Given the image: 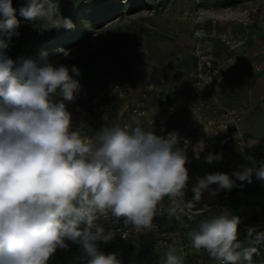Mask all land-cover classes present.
I'll list each match as a JSON object with an SVG mask.
<instances>
[{
	"label": "clouds",
	"instance_id": "clouds-1",
	"mask_svg": "<svg viewBox=\"0 0 264 264\" xmlns=\"http://www.w3.org/2000/svg\"><path fill=\"white\" fill-rule=\"evenodd\" d=\"M17 11L47 27H74L58 15L52 0H25L19 9L13 0H0V33L7 37L0 39V264H49L68 241L82 247L81 264H123L119 253L105 254L97 244L115 238V229L105 226L109 214L113 225L122 220L125 227L151 231L158 211L172 216L191 209L205 193L214 199L252 183L253 175L264 181V162L241 165L231 176L208 173L196 178L186 200L190 141L180 147L178 133L102 124L94 138L82 136L65 103L81 93L70 75L79 76V69L50 61L46 54L40 62L19 63L7 54L12 37L20 34ZM204 148L203 141L192 146L195 159ZM219 159L209 153L204 162ZM165 197L171 202L166 209ZM239 224L238 216L220 207L199 220L188 234L190 243L221 264H259L253 256L260 254L264 230L247 227L240 241ZM155 264L184 261L169 246Z\"/></svg>",
	"mask_w": 264,
	"mask_h": 264
},
{
	"label": "rangeland",
	"instance_id": "rangeland-1",
	"mask_svg": "<svg viewBox=\"0 0 264 264\" xmlns=\"http://www.w3.org/2000/svg\"><path fill=\"white\" fill-rule=\"evenodd\" d=\"M24 3L25 0H13V7L19 9ZM52 3L56 4L58 15L71 20L74 27L71 29L47 27L42 21L26 20L17 11L16 18L20 21L17 31L20 34L12 37L7 54L18 63L24 59L40 62L42 56L46 54L50 61L63 63L69 68L75 65L79 69V76L72 73L70 75L83 85L81 93L74 102L65 103L67 110L72 114L74 127L78 126L81 135L86 138L101 127V122L95 124L94 120L90 119V112L108 77L124 82L128 89L127 101L135 99L141 92H147L149 95L146 99L145 114L147 113L150 103L152 104L151 93L154 91L151 90H154L156 85L160 88L161 82L156 77L147 78V84L143 88L138 87V75L134 66L136 48L140 43L144 42L149 46L160 39L179 46V42L193 37L192 40H187L188 43L195 44L190 49L191 53L200 54L201 71H205L208 67L206 61L210 60L204 58L206 54L211 52L213 55H221L228 45L231 47V40L234 37L244 33L264 35V0H52ZM0 39H7L6 34L0 33ZM199 44H205L208 49L202 52ZM60 50H64L63 53ZM209 62L211 71L214 70L211 86L206 87V84H203L202 92L206 99L215 101L217 89L214 81L215 66ZM256 68L259 69L260 66ZM220 70L225 73L223 68ZM195 80L196 74L192 78L194 100L197 97ZM138 90L141 91L136 93ZM160 94L157 92L152 98L153 109L161 103ZM121 104L119 103V106ZM214 104L209 110L193 113L205 118V115L212 111ZM111 115L108 116L107 126H113L110 123H113L114 114ZM114 116L116 120V114ZM230 116L233 117V113ZM180 126L158 123L155 128L147 131L158 130V135L176 132L180 137V147H183L185 139L190 141L187 152L190 163L186 164L189 171L188 186L185 190L186 200H190L193 195L191 187L196 183L197 177L203 178L205 174L223 170V168L220 170L219 163L218 166L214 162L205 163V156L212 153L225 160L231 156L241 155L238 150L232 151L231 146L227 144L229 142L239 146L243 144L241 148L245 156L242 158L248 160V164L244 165L251 166L255 163L259 166L260 162H264V149H250V145L239 134L234 138L229 134V139L209 140L204 151L200 153L201 158L197 160L194 158L192 146L200 140L198 134L200 129L185 124ZM259 157L261 160H258ZM232 161H228L227 168L240 169L241 165ZM200 163L204 166L200 167ZM225 192L222 191L214 199H210L205 193L201 202L194 203L191 209L185 208L183 212L178 209L172 216L158 211V215L153 219L151 231H136L131 228L125 237L119 236V231H115V238L111 242L107 244L97 242L98 247L105 254L119 253L123 264H155L169 246L177 249L178 254L183 257L184 264H220L217 260L209 258L204 250L197 251L192 247L189 232L196 228L199 220L216 213L220 207H227L236 216H243V225H261L260 216L264 215V181L257 180L253 175L252 183H245L243 187L227 191L231 193V199L224 197ZM236 195L241 198H236ZM162 203L165 209L171 206L167 197ZM205 203L212 208H205ZM248 204L257 207L254 216L249 213ZM243 225H238L240 241L245 240L243 236L246 230ZM67 243L69 247L64 250L58 249L49 264H81V257L84 256L82 247L71 241Z\"/></svg>",
	"mask_w": 264,
	"mask_h": 264
},
{
	"label": "crops",
	"instance_id": "crops-1",
	"mask_svg": "<svg viewBox=\"0 0 264 264\" xmlns=\"http://www.w3.org/2000/svg\"><path fill=\"white\" fill-rule=\"evenodd\" d=\"M192 39L179 42V46L160 39L149 46L144 42L137 46L134 69L138 75V87L142 86L143 88L148 82L147 78L152 77L160 79L161 87L159 88V85L157 87L155 84V89L151 90L154 91L151 93L153 95L150 100L152 104L150 103L147 113L138 117L130 116L131 125L133 127L142 126L149 130L155 128L158 123H171L177 127L185 124L200 129L199 142L203 141L205 146L208 145L209 140L229 139L239 134L250 145V149H264V35L256 36V34L247 35L244 33L234 37L231 40V47L228 45L221 55H213L211 52L206 54L207 56L204 58L210 59L215 66L214 81L217 89L214 107L205 115V118L194 114L191 107V102L194 100L192 78L197 73V63L202 60L200 54L191 53L190 49L195 44L188 43L187 40ZM198 47L202 49V52L208 49L205 44H199ZM256 66H260V68L257 69ZM222 68L225 73L220 70ZM110 78H105V83ZM139 78L146 80L140 81ZM139 91L141 90L136 93ZM157 92L162 95L161 103L153 109L152 98ZM230 111L233 113V119L230 122L228 120L226 133H222V130L220 131L215 124L209 125L215 121L214 119H217L218 122L228 119L231 116L224 118L223 115ZM112 113L108 111V116ZM113 114L115 115V113ZM108 118L105 120L102 118L100 125H107ZM227 144L231 146L232 151L238 150L241 155L239 157L231 156V158L225 159L226 161L224 159L214 161L216 166L219 163L220 170L223 168L222 171H219L221 173L226 171L228 161L233 160L232 162L237 165L248 164V160L242 158L245 155L241 146L231 142ZM202 166L204 164L200 163V167ZM247 207L251 216H254L257 207L252 204H248Z\"/></svg>",
	"mask_w": 264,
	"mask_h": 264
},
{
	"label": "built area",
	"instance_id": "built-area-1",
	"mask_svg": "<svg viewBox=\"0 0 264 264\" xmlns=\"http://www.w3.org/2000/svg\"><path fill=\"white\" fill-rule=\"evenodd\" d=\"M210 60H207V69L205 71H201L202 70V66L201 64L197 63V73H196V80H195V92L197 93V97L196 100H193L191 102V107H192V111L194 113H196L199 110H209L212 108L213 103H215L214 100H210V99H206L205 96L203 95L202 89H203V84H206V87H210L211 86V79H212V74L214 72V70L211 71V67H210ZM209 62V63H208ZM205 63V64H206ZM259 67V66H258ZM81 88L83 87L82 84ZM128 89L125 87L124 82L120 81V80H113L112 78H110L107 83H105V85L103 86V88L101 89V91H99V94L97 96V99L95 100V106L94 108L91 110V116L90 119L94 120L95 124H98L101 119L106 115V118L108 117V111H111V113H115L116 114V120L113 123V126H128L129 128H134L131 125V122L129 120L130 116H143L145 115V104L147 103V97H148V93L147 92H141L138 96L135 97V99L127 101L126 99V94H127ZM119 103H122L119 106ZM114 111V109H116ZM232 113L231 112H226L223 117L226 118L228 116H230ZM215 121L211 122V124L209 125H217V128L221 131L222 133H226L225 130L228 128V120L229 122L232 120V117H229L228 119L224 120V121H220L218 122L217 119H214ZM137 127H141L142 129H144L142 126H137ZM99 129H97L96 131H98ZM145 131H147L146 129H144ZM95 131V133H96ZM157 135L159 133L158 130H153ZM95 133L92 134L91 136L87 137V138H94L95 137ZM241 144L243 142H240ZM243 147V144L241 145ZM258 160H261V158L259 157ZM240 169L238 168H234V167H229L227 168V170L225 171V173L229 174L231 176V174L235 171H239ZM231 193L229 192H225L224 193V197H228V198H232L230 197ZM236 198H241V196L236 195ZM227 208V207H225ZM229 210V208H227ZM230 211V210H229ZM232 213V211H230ZM233 215L236 216V214L232 213ZM239 217V216H238ZM261 228L264 227V215L261 214ZM240 218V224L243 225L242 221H243V216L239 217ZM112 217L109 216L107 217L105 226L106 227H112L115 229V231H119V236L121 235L122 237H125L126 235L129 234V232L131 231V227H125L123 225V222L120 221V223L113 225L112 224ZM119 225V226H118ZM155 225V224H154ZM245 227V230L247 227H251L248 225H243ZM259 249L262 251L261 254L258 257L253 258L254 261H258L259 264H264V244L259 245L258 246ZM218 261V260H217ZM220 264L221 262L218 261Z\"/></svg>",
	"mask_w": 264,
	"mask_h": 264
},
{
	"label": "trees",
	"instance_id": "trees-1",
	"mask_svg": "<svg viewBox=\"0 0 264 264\" xmlns=\"http://www.w3.org/2000/svg\"><path fill=\"white\" fill-rule=\"evenodd\" d=\"M260 230H264V228L263 229H260ZM243 237H244L243 239H245L246 238V234ZM258 250H259V253L261 254L262 251L259 249V247H258ZM255 257H258V256L254 255L253 258H255Z\"/></svg>",
	"mask_w": 264,
	"mask_h": 264
}]
</instances>
